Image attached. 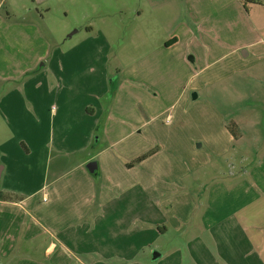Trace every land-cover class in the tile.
I'll use <instances>...</instances> for the list:
<instances>
[{
    "label": "crops",
    "instance_id": "0c3cea01",
    "mask_svg": "<svg viewBox=\"0 0 264 264\" xmlns=\"http://www.w3.org/2000/svg\"><path fill=\"white\" fill-rule=\"evenodd\" d=\"M45 1L0 0V264H264V93L233 136L205 95L220 59L264 80V0H120L74 42L42 37Z\"/></svg>",
    "mask_w": 264,
    "mask_h": 264
},
{
    "label": "rangeland",
    "instance_id": "374dc122",
    "mask_svg": "<svg viewBox=\"0 0 264 264\" xmlns=\"http://www.w3.org/2000/svg\"><path fill=\"white\" fill-rule=\"evenodd\" d=\"M118 1L121 4L116 3V0H46V3L39 7V12L44 16L43 21L39 22L41 35L43 38L47 39L50 37V35H54L57 39L65 38V40L74 37L73 42L77 41L82 37L84 25L87 22L86 19H84V13L87 12L90 17L89 20H92L97 24L98 14H100L101 10L98 14L95 10L104 7L106 4H109L110 9L124 7V4L120 0ZM126 1L127 2H125V4L132 0ZM153 2L162 4L163 0H153ZM173 3L175 5L176 0L173 1ZM245 3L246 0L243 1V6ZM46 8H50V12L48 14H46ZM4 12L5 11L3 10L1 15H5ZM146 17L147 19L145 22L150 25L155 16L153 13H150L146 14ZM106 24L112 25L116 31V36L114 38L115 49H119L118 46L122 43H126L127 45L126 38L131 28L130 17L120 16V14H117L108 20ZM136 26L138 27L137 24ZM238 54L240 55L241 52ZM257 58L264 59V54L257 56ZM254 59L256 58L252 56L249 59V63L245 66L246 68H244L243 65H240L237 67V70H235V67H230L233 64L230 58L224 61L220 59L208 66L210 70L207 71V73L213 74L215 72V74L221 75V71L225 70L223 74L226 76L215 77L216 81L206 87L205 91L207 94L205 95L210 97V101L207 102L211 103V106L216 109L217 112H219L221 115H224L223 126L229 131L231 136L234 135V132L238 133V128L233 126V120L235 115L241 110V98L244 95L249 94V92L255 93L257 90L259 93H264V80L260 77L259 80L257 79L260 73H257V67L251 66ZM254 71H256V75ZM252 76H255L256 78L254 79ZM257 102L261 103L260 101ZM191 103L192 102H190V104ZM253 103V101H245V106L248 108V106ZM190 106L192 105H189V107ZM203 108L202 101H200L196 106H194L193 109L202 111ZM260 110H262V105H260ZM209 114L210 115L208 117L207 114L202 116L199 115L198 112L197 114H193V112H191L190 115L182 117L181 123L184 124L187 130L199 128L201 130L200 136L204 138V136L212 135V130H218L221 126L218 122V117L216 119V117H214L211 113ZM231 117L233 118L232 120ZM209 120L211 122L210 126H208ZM262 136H264V131H262ZM157 150V148L152 149L154 153ZM229 162L230 161H226V158H222L219 161V169H217L216 172L220 174L229 173L232 170V164ZM233 166L235 165L233 164Z\"/></svg>",
    "mask_w": 264,
    "mask_h": 264
},
{
    "label": "trees",
    "instance_id": "16d2710c",
    "mask_svg": "<svg viewBox=\"0 0 264 264\" xmlns=\"http://www.w3.org/2000/svg\"><path fill=\"white\" fill-rule=\"evenodd\" d=\"M235 126V125H233ZM236 127V126H235ZM232 131V130H231ZM235 133V132H234ZM154 153V151H150L149 153H147L146 155L136 159L133 163L128 164V167H132L136 164H138L139 162L143 161L145 158H147L148 156H151ZM15 197H12L10 195H6L3 192L0 191V201H9V200H13Z\"/></svg>",
    "mask_w": 264,
    "mask_h": 264
},
{
    "label": "water",
    "instance_id": "95a60500",
    "mask_svg": "<svg viewBox=\"0 0 264 264\" xmlns=\"http://www.w3.org/2000/svg\"><path fill=\"white\" fill-rule=\"evenodd\" d=\"M96 167H97L96 163L93 162V163H89L86 168L89 171V173H94V171L96 170Z\"/></svg>",
    "mask_w": 264,
    "mask_h": 264
}]
</instances>
